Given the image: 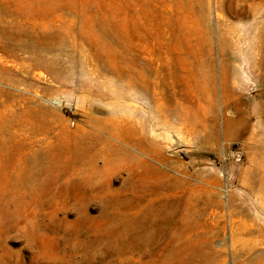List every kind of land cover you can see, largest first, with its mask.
Here are the masks:
<instances>
[{
    "label": "rangeland",
    "instance_id": "obj_1",
    "mask_svg": "<svg viewBox=\"0 0 264 264\" xmlns=\"http://www.w3.org/2000/svg\"><path fill=\"white\" fill-rule=\"evenodd\" d=\"M0 264H264V0H0Z\"/></svg>",
    "mask_w": 264,
    "mask_h": 264
},
{
    "label": "bare ground",
    "instance_id": "obj_2",
    "mask_svg": "<svg viewBox=\"0 0 264 264\" xmlns=\"http://www.w3.org/2000/svg\"><path fill=\"white\" fill-rule=\"evenodd\" d=\"M171 40V37L166 38L164 35L160 38V43H159V47H158V51L161 53V49L164 45H166L167 47L169 46V42ZM175 54V53H174ZM114 127V126H113ZM120 149V148H119ZM118 151H115V153H117ZM122 152V151H121Z\"/></svg>",
    "mask_w": 264,
    "mask_h": 264
}]
</instances>
